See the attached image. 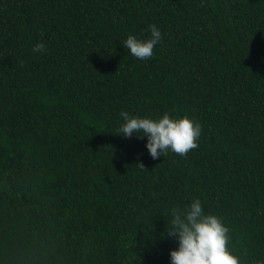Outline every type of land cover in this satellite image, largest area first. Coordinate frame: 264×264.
I'll return each mask as SVG.
<instances>
[{
	"label": "trees",
	"instance_id": "1",
	"mask_svg": "<svg viewBox=\"0 0 264 264\" xmlns=\"http://www.w3.org/2000/svg\"><path fill=\"white\" fill-rule=\"evenodd\" d=\"M122 111L187 115L200 146L154 160ZM196 198L264 260V0H0V264H171Z\"/></svg>",
	"mask_w": 264,
	"mask_h": 264
},
{
	"label": "clouds",
	"instance_id": "2",
	"mask_svg": "<svg viewBox=\"0 0 264 264\" xmlns=\"http://www.w3.org/2000/svg\"><path fill=\"white\" fill-rule=\"evenodd\" d=\"M150 38L137 39L129 35L123 42L128 52L138 60L154 58L156 46L162 41V33L153 24L149 26ZM47 48L44 43H37L32 51L44 53ZM124 123L119 127V136L131 138L134 134L138 138L147 137V149L151 157L159 159L169 151L187 157L190 151L200 146L202 126L199 122L185 115L174 119L170 113L162 118L133 117L128 112L120 113ZM138 168L146 170L143 163ZM170 227H167V236L177 238L179 247L170 252L171 264H243L240 257L230 250L232 237L230 229L218 215L205 214L202 202L196 198L181 208L171 209ZM256 264H264L258 260Z\"/></svg>",
	"mask_w": 264,
	"mask_h": 264
}]
</instances>
